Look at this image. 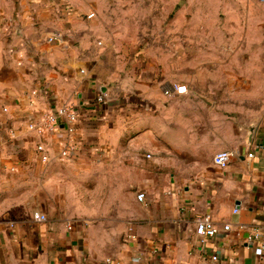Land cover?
Segmentation results:
<instances>
[{
    "label": "crops",
    "instance_id": "1",
    "mask_svg": "<svg viewBox=\"0 0 264 264\" xmlns=\"http://www.w3.org/2000/svg\"><path fill=\"white\" fill-rule=\"evenodd\" d=\"M192 2L0 0V264H264L245 243L264 233V100L224 57L234 38L262 42L264 17L186 16ZM62 105L79 113L73 136L28 130ZM69 138L74 158L41 160L39 142L54 156ZM104 181L109 205L94 199ZM204 216L215 237L196 234Z\"/></svg>",
    "mask_w": 264,
    "mask_h": 264
},
{
    "label": "built area",
    "instance_id": "2",
    "mask_svg": "<svg viewBox=\"0 0 264 264\" xmlns=\"http://www.w3.org/2000/svg\"><path fill=\"white\" fill-rule=\"evenodd\" d=\"M256 3L264 4V0H251ZM95 14L92 13L88 16V19L94 18ZM62 38L59 34H54L49 37V42L60 41ZM44 93L46 89L43 90ZM40 90H34L33 95L38 96ZM174 93L177 95H187L188 89L186 85H175ZM49 94V92H48ZM166 95H170L169 90L165 91ZM99 102H104L102 97L99 98ZM5 110V109H4ZM79 121V113L75 107L72 105H62L56 109L55 112H43L40 116H34L28 122L27 128L30 132L36 133L39 137H46L48 135H53L58 133V130L61 126L64 127L65 131L69 136L75 134L76 124ZM14 136L15 133H12ZM37 152L39 153L41 160L44 163H49L52 160H56L59 163H65L74 158L78 152V143L73 139L68 140L67 143L62 146L58 154L51 156L50 150L46 147V144L39 142L36 147ZM254 154H249V157H253ZM237 157V153L232 150L221 151L213 157V164L220 168H226L230 165L232 160ZM138 200L144 201L146 195L144 193L138 194ZM238 210L235 209V213ZM47 216L41 212L33 213V221L36 223H46ZM14 224H12V227ZM71 228V227H70ZM225 231L230 230V226L226 225L224 227ZM220 229L213 223L210 216L199 217L196 220V234L200 238H210L215 237L219 233ZM130 239L136 238L133 234V231L130 230L129 236ZM245 243L248 247L252 248L256 258L260 261L264 260V233L260 230L252 231L246 238ZM212 260L217 261L218 257L213 256ZM105 264H124L123 262H117L113 258H107Z\"/></svg>",
    "mask_w": 264,
    "mask_h": 264
},
{
    "label": "rangeland",
    "instance_id": "3",
    "mask_svg": "<svg viewBox=\"0 0 264 264\" xmlns=\"http://www.w3.org/2000/svg\"><path fill=\"white\" fill-rule=\"evenodd\" d=\"M184 2V1H183ZM215 5H210L209 0H195L190 6L187 5L186 16L190 17H264V4L256 3L250 0H238L239 5L226 6L221 4V0H214ZM264 23V22H263ZM216 28H222L221 24H216ZM251 29H254L253 26ZM260 41V42H258ZM234 49H239L237 54L224 55L227 62L234 61L231 64L229 70H225L230 74V77L236 80H247L250 83L253 81V85L246 86V88L252 89L256 95L264 100V37L261 40L256 37H237L231 41ZM216 59L218 55L215 54ZM223 57V56H222ZM189 70H184V74H188ZM220 73L221 76L222 72ZM224 76H228L225 74ZM242 86V85H241ZM243 88V86H242ZM223 105L229 103H221ZM246 104H258V102L246 103ZM221 105V106H223ZM223 108V107H221ZM108 170L105 171L107 173ZM86 188L89 186H96L98 183L87 182ZM102 186V192L98 195L99 197L94 198L99 200L102 205H109L111 202V188L112 184L109 181L99 183Z\"/></svg>",
    "mask_w": 264,
    "mask_h": 264
},
{
    "label": "water",
    "instance_id": "4",
    "mask_svg": "<svg viewBox=\"0 0 264 264\" xmlns=\"http://www.w3.org/2000/svg\"><path fill=\"white\" fill-rule=\"evenodd\" d=\"M101 96H102L103 101H105L106 92L105 91L101 92ZM248 131H249V143H251L252 142V139H253V136H254V132H255V126L254 125H251L248 128Z\"/></svg>",
    "mask_w": 264,
    "mask_h": 264
}]
</instances>
